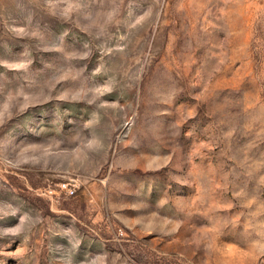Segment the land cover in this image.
Instances as JSON below:
<instances>
[{
    "label": "rangeland",
    "instance_id": "obj_1",
    "mask_svg": "<svg viewBox=\"0 0 264 264\" xmlns=\"http://www.w3.org/2000/svg\"><path fill=\"white\" fill-rule=\"evenodd\" d=\"M0 264H264V0H0Z\"/></svg>",
    "mask_w": 264,
    "mask_h": 264
},
{
    "label": "built area",
    "instance_id": "obj_2",
    "mask_svg": "<svg viewBox=\"0 0 264 264\" xmlns=\"http://www.w3.org/2000/svg\"><path fill=\"white\" fill-rule=\"evenodd\" d=\"M59 186L60 191L64 192L65 194L71 195L73 193V190L68 187L67 184L62 183Z\"/></svg>",
    "mask_w": 264,
    "mask_h": 264
}]
</instances>
